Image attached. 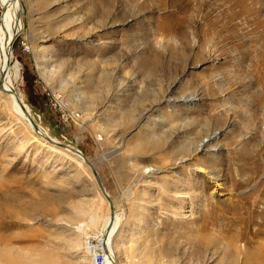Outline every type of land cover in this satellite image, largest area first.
Masks as SVG:
<instances>
[{
    "label": "rangeland",
    "instance_id": "1",
    "mask_svg": "<svg viewBox=\"0 0 264 264\" xmlns=\"http://www.w3.org/2000/svg\"><path fill=\"white\" fill-rule=\"evenodd\" d=\"M19 3L12 84L94 164L116 264H264V0ZM10 105L0 96V264H91L106 200Z\"/></svg>",
    "mask_w": 264,
    "mask_h": 264
},
{
    "label": "bare ground",
    "instance_id": "2",
    "mask_svg": "<svg viewBox=\"0 0 264 264\" xmlns=\"http://www.w3.org/2000/svg\"><path fill=\"white\" fill-rule=\"evenodd\" d=\"M0 5L3 8L2 22H1V26H0V76H1V74L3 72L4 73V81H3L4 90H8V89L15 90V88H14V86L12 84V81L17 79L19 68H18L16 63L12 62V50H11V48H12L13 41L15 40L17 34L20 33V31L22 30V20L20 18L21 12H22V7H21V5L19 3V0H0ZM0 96L1 97H5V98L8 97L10 99V102H11L10 106H11L12 112L15 114V116H17L18 118H20L23 121L24 125L27 127V129L33 135H36L38 138H40L38 136V134H36V133H34L32 131L28 121L26 120V118L23 115V113L21 112L19 106L15 102L14 97L12 95H10V94H7V93L1 91V90H0ZM44 143H46V142H44ZM48 145H50V144H48ZM149 145L150 146H154L155 143L151 142V143H149ZM50 146H52V145H50ZM61 150H63V149H61ZM63 151L68 152L67 150H63ZM68 153L70 154V152H68ZM72 156H74V155H72ZM74 157L83 166H85L82 163L81 159L77 158L76 156H74ZM151 170H157V169H150V170H148V172L151 171ZM97 188H98V186H97ZM98 190H99V188H98ZM107 207H108V204H107ZM109 219H110L109 209L107 208V213L104 216L102 222H99V223H95V222L91 223L90 222L91 225H93V227L95 228V232L93 233L92 236H90L92 238V240H93L91 242V246L93 247V249H94V246H95L96 243L101 242L103 240L104 232L107 230L106 228L108 226ZM79 227H80V225H78L76 228L78 229ZM118 227H119V225H118L117 214L114 212V216H113V219H112V224L110 225V229L108 231V235H107V238L105 240V244L107 246V251L110 254L112 260L110 259V257L107 256V260H106L105 264H116L114 255L112 254L113 253L112 240L115 237L114 235H115V232L118 229ZM85 228H86V225H85ZM80 230H81V228H80ZM8 259L10 261H12L13 264H24L22 262H20V263L16 262V260L11 258V257L8 258Z\"/></svg>",
    "mask_w": 264,
    "mask_h": 264
},
{
    "label": "water",
    "instance_id": "3",
    "mask_svg": "<svg viewBox=\"0 0 264 264\" xmlns=\"http://www.w3.org/2000/svg\"><path fill=\"white\" fill-rule=\"evenodd\" d=\"M3 81H4V73L2 72L1 76H0V90L7 93V94H10L14 97V100L15 102L17 103V105L19 106L21 112L23 113V115L25 116L26 120L28 121L32 131L36 134H38V136L44 141L46 142L47 144H50L54 147H57V148H60V149H63V150H67L68 152H70V154L76 156L77 158L81 159L82 160V163L89 168L96 184L98 185L99 187V190L102 194V196L104 197V199L106 200L107 204H108V209H109V216H110V219H109V223H108V226H107V230L104 232V236H103V240L101 241V246H102V249L103 251L105 252V254L110 257V259L112 260L110 254L108 253L107 251V246L105 244V240L107 238V235H108V231L110 229V225L112 224V219H113V216H114V208H113V204H112V200L110 198V196L107 194V192L105 191L104 187L102 186V182L100 180V177L96 171V168L94 166V164L89 161L86 156H84L79 150L67 145V144H64V143H61V142H58L56 140H54L52 137H50L46 132H44L42 130V127L34 120V118L32 117L31 113H30V110L28 109V106L23 102V100L20 98L19 96V93L15 90H11V89H8V90H4V85H3Z\"/></svg>",
    "mask_w": 264,
    "mask_h": 264
},
{
    "label": "built area",
    "instance_id": "4",
    "mask_svg": "<svg viewBox=\"0 0 264 264\" xmlns=\"http://www.w3.org/2000/svg\"><path fill=\"white\" fill-rule=\"evenodd\" d=\"M51 99L55 100L56 103H58V105L60 106L58 95L52 94ZM60 112H62V116L66 115V120L70 118L73 122H75V120H78L79 118V115L77 113L70 112L68 109L65 110L60 108ZM87 244L89 243H86V245ZM106 260H107V255L102 249L101 242L96 243L94 249L92 250L91 264H105Z\"/></svg>",
    "mask_w": 264,
    "mask_h": 264
}]
</instances>
